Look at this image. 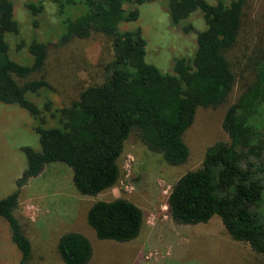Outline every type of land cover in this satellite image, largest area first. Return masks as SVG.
Masks as SVG:
<instances>
[{"label":"trees","instance_id":"16d2710c","mask_svg":"<svg viewBox=\"0 0 264 264\" xmlns=\"http://www.w3.org/2000/svg\"><path fill=\"white\" fill-rule=\"evenodd\" d=\"M45 1L56 7L61 34L50 41L33 38L27 45L31 63L23 65L10 59L5 40L6 34H19L13 0H0V103L29 114L40 144V151L21 149L26 169L16 189L0 198V220L8 225L19 264H29L32 253L16 216L19 190L46 165L68 166L77 193L96 197L118 184L119 159L131 136L168 165L182 166L190 156L185 136L198 110L221 106L226 139L209 146L200 165L174 182L167 215L189 226L216 216L232 241L247 244L264 261V13L254 16L258 24L248 33L252 0H167L172 24L199 10L205 29L197 34L193 57L175 60L173 73L164 74L145 61L141 30L119 27L138 19L140 5L158 0H37L25 4L35 29ZM192 29L184 27L186 33ZM93 33L106 36L112 49L102 81L67 105L46 97L40 106L38 97L52 86L41 75L32 77L42 74L51 46ZM85 220L98 240L117 243L135 240L146 222L142 209L122 197L94 202ZM56 250L64 264H88L93 256L90 241L79 232L63 233Z\"/></svg>","mask_w":264,"mask_h":264},{"label":"rangeland","instance_id":"374dc122","mask_svg":"<svg viewBox=\"0 0 264 264\" xmlns=\"http://www.w3.org/2000/svg\"><path fill=\"white\" fill-rule=\"evenodd\" d=\"M36 1L13 0L19 34L5 35L10 59L23 65L31 63L27 45L33 38L50 41L61 34L56 7L47 1L43 15L38 18V28H33L25 4ZM206 1L229 4L232 0ZM250 12L248 33L250 26L258 24L253 21L254 16L264 13V0H252ZM188 25L193 29L186 33L184 27ZM119 27L120 30L140 29L146 42L145 61L164 74H172L175 60L193 57L197 34L205 29V23L197 10L174 25L167 0H158L140 5L138 19L121 23ZM243 36L248 35L243 33ZM20 41L24 44L18 50L15 45ZM250 47L247 45L243 53ZM236 56L239 57V51ZM111 57L109 40L100 33H93L87 39L74 38L62 46H51L42 74L32 78L45 77L52 89L38 97L37 103L41 106L48 97L57 106L69 104L82 89L102 81L104 65ZM234 97L235 94L230 100ZM224 111L225 106L198 110L185 136L190 156L182 166L168 165L160 155L131 136L119 159L121 177L118 184L96 197L77 193L68 166L62 163L46 165L39 176L19 190L16 216L31 243L29 264H64L56 246L59 237L66 232H79L88 238L93 248L88 264H264L247 244L230 239L218 217H212L206 224L189 226L174 224L167 215L166 198L174 182L200 165L209 146L226 139L221 128ZM34 123L23 109L0 103V198L16 189L14 178H19L26 169L21 149L30 147L40 151L38 136L32 130ZM119 197L142 209L145 225L138 237L128 243L98 240L86 223V211L96 201ZM19 261L20 253L11 242L7 223L1 219L0 264H19Z\"/></svg>","mask_w":264,"mask_h":264},{"label":"crops","instance_id":"0c3cea01","mask_svg":"<svg viewBox=\"0 0 264 264\" xmlns=\"http://www.w3.org/2000/svg\"><path fill=\"white\" fill-rule=\"evenodd\" d=\"M18 179V176H16L15 178H14V183H15V181Z\"/></svg>","mask_w":264,"mask_h":264}]
</instances>
